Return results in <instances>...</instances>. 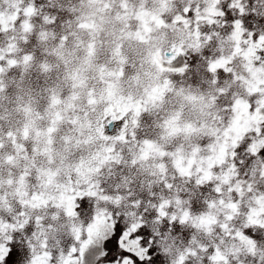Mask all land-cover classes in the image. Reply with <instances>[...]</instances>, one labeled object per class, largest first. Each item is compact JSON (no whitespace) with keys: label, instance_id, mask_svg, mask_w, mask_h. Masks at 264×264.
<instances>
[{"label":"snow or ice","instance_id":"obj_1","mask_svg":"<svg viewBox=\"0 0 264 264\" xmlns=\"http://www.w3.org/2000/svg\"><path fill=\"white\" fill-rule=\"evenodd\" d=\"M0 264H264V0H0Z\"/></svg>","mask_w":264,"mask_h":264}]
</instances>
